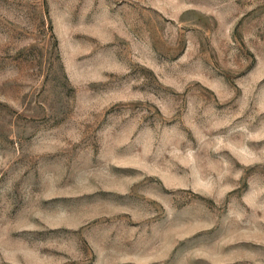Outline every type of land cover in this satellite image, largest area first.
I'll return each mask as SVG.
<instances>
[{"label":"rangeland","instance_id":"rangeland-1","mask_svg":"<svg viewBox=\"0 0 264 264\" xmlns=\"http://www.w3.org/2000/svg\"><path fill=\"white\" fill-rule=\"evenodd\" d=\"M0 264H264V0H0Z\"/></svg>","mask_w":264,"mask_h":264}]
</instances>
